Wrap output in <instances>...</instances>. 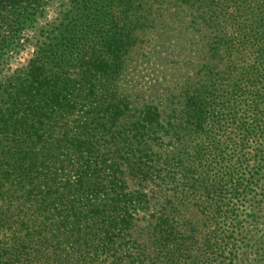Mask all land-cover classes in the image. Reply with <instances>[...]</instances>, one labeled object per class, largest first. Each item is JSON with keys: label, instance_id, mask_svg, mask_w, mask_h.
Returning <instances> with one entry per match:
<instances>
[{"label": "trees", "instance_id": "16d2710c", "mask_svg": "<svg viewBox=\"0 0 264 264\" xmlns=\"http://www.w3.org/2000/svg\"><path fill=\"white\" fill-rule=\"evenodd\" d=\"M54 2L0 0V264H241L264 0Z\"/></svg>", "mask_w": 264, "mask_h": 264}, {"label": "rangeland", "instance_id": "374dc122", "mask_svg": "<svg viewBox=\"0 0 264 264\" xmlns=\"http://www.w3.org/2000/svg\"><path fill=\"white\" fill-rule=\"evenodd\" d=\"M59 1L61 0H55L54 2V9H58L60 8ZM54 9L49 11L47 20L51 21L57 14L54 11ZM29 54H30V48L28 47H23L22 49H20L16 54H14L12 56V60H11V69H14L15 67H17L20 63L24 62L26 59L29 58ZM153 73L152 74H147L148 77L153 78ZM148 77H146V79H148ZM146 79H144L143 81L139 82V85H144L146 83ZM264 213V212H263ZM262 214V213H260ZM256 231H250L249 235L255 238L250 239V241L246 243V247L243 249V251L245 253H247L246 257L243 258L242 262L246 263V264H251L254 263L255 261H260L259 264H264V231L263 230H259V232L261 233H255ZM249 237V236H248ZM241 262V264H242Z\"/></svg>", "mask_w": 264, "mask_h": 264}]
</instances>
